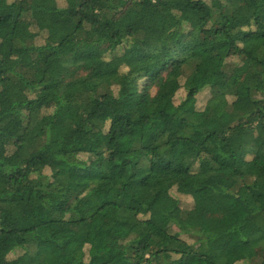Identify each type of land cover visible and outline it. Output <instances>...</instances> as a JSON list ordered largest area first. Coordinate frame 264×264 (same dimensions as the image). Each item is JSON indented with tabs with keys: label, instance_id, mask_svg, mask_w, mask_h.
Instances as JSON below:
<instances>
[{
	"label": "trees",
	"instance_id": "16d2710c",
	"mask_svg": "<svg viewBox=\"0 0 264 264\" xmlns=\"http://www.w3.org/2000/svg\"><path fill=\"white\" fill-rule=\"evenodd\" d=\"M258 248L264 264V0H0L4 264Z\"/></svg>",
	"mask_w": 264,
	"mask_h": 264
},
{
	"label": "rangeland",
	"instance_id": "374dc122",
	"mask_svg": "<svg viewBox=\"0 0 264 264\" xmlns=\"http://www.w3.org/2000/svg\"><path fill=\"white\" fill-rule=\"evenodd\" d=\"M59 3L61 5H64L65 2L64 1H59ZM208 94L206 93V95L204 94V96L200 97L198 99V104L199 105H202L205 101H207V96ZM134 97V100L135 101H141L142 99V95H135L133 96ZM184 99V94L183 93H178L177 95V99H176V104L179 105L182 100ZM172 193L173 195L180 201V204L182 206V208L184 209H190L192 206H193V200L191 199V197H188V196H184V195H181L177 192V189H174L172 190ZM231 213H221V214H217V215H213L214 217H210V216H204V219L207 221V223L209 224H215L216 222L219 221H222L223 219H225V216L224 215H230ZM168 229L172 232V233H177L178 232V229L173 226V225H170L168 227ZM111 243L113 245H116L117 242L116 240H112ZM250 259L254 262H258L259 264L261 263L260 262V257H263V253L262 251L258 248L256 250H253L250 252ZM0 264H4V261L0 259Z\"/></svg>",
	"mask_w": 264,
	"mask_h": 264
}]
</instances>
